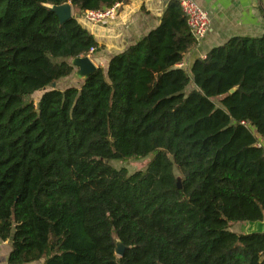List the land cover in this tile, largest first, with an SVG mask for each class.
<instances>
[{
    "label": "trees",
    "instance_id": "1",
    "mask_svg": "<svg viewBox=\"0 0 264 264\" xmlns=\"http://www.w3.org/2000/svg\"><path fill=\"white\" fill-rule=\"evenodd\" d=\"M66 2L81 17L61 23L49 8ZM117 2L129 0H0L9 264H264V233L231 230L264 220V34L234 37L187 71L199 42L171 0L107 68L51 87L100 50L82 15ZM146 157L133 173L111 163Z\"/></svg>",
    "mask_w": 264,
    "mask_h": 264
},
{
    "label": "crops",
    "instance_id": "2",
    "mask_svg": "<svg viewBox=\"0 0 264 264\" xmlns=\"http://www.w3.org/2000/svg\"><path fill=\"white\" fill-rule=\"evenodd\" d=\"M171 0H129L123 3L117 15L105 23L87 21L84 16L81 23L97 39L100 50L93 55V60L100 67L107 68L111 58L137 43L162 22L163 15ZM211 16V28L208 35L194 47L179 65L190 71L197 58L205 57L214 47L223 45L234 37H260L264 34V0H197ZM76 68L71 76L61 79V89L70 86L80 87L84 80L75 77ZM74 82V84H68ZM77 82V83H76ZM244 223V222H242ZM234 226V225H233ZM232 226V227H233ZM254 228V223H247L246 233ZM12 251L11 239L0 238V264H9ZM37 261L29 264H42Z\"/></svg>",
    "mask_w": 264,
    "mask_h": 264
},
{
    "label": "built area",
    "instance_id": "3",
    "mask_svg": "<svg viewBox=\"0 0 264 264\" xmlns=\"http://www.w3.org/2000/svg\"><path fill=\"white\" fill-rule=\"evenodd\" d=\"M185 16L187 17L188 25L190 26L192 33L201 42L209 33L211 28V16L210 13L204 9L197 0H178ZM120 2L115 3L113 6L105 9L91 10L84 14V18L92 23L102 24L108 19L115 17L121 8ZM95 53V49L90 50L88 56L91 57ZM257 146L264 148V139H260L257 142Z\"/></svg>",
    "mask_w": 264,
    "mask_h": 264
},
{
    "label": "water",
    "instance_id": "4",
    "mask_svg": "<svg viewBox=\"0 0 264 264\" xmlns=\"http://www.w3.org/2000/svg\"><path fill=\"white\" fill-rule=\"evenodd\" d=\"M51 11L55 12L61 23L66 22L73 16H77L78 18L81 17L80 13H75L73 5L70 2H66L60 5H53L49 8ZM99 60H93L90 56H82V57H77L73 58L71 60L72 65L76 68L75 72V77L81 80L87 79L92 73H94L99 66L97 65L96 62ZM57 86V82H53L51 84V87L55 88ZM236 91V88H233L231 90V93H234ZM260 134H258L259 136ZM108 162V160H106ZM179 186L180 183H179ZM247 223H252V222H247ZM253 224V223H252ZM254 233V232H260L264 233V220L255 222L254 223V228L246 233ZM126 249V246L121 242L120 239L116 238V254L122 256L124 254V251Z\"/></svg>",
    "mask_w": 264,
    "mask_h": 264
},
{
    "label": "rangeland",
    "instance_id": "5",
    "mask_svg": "<svg viewBox=\"0 0 264 264\" xmlns=\"http://www.w3.org/2000/svg\"><path fill=\"white\" fill-rule=\"evenodd\" d=\"M74 12L77 13L78 11L76 9H74ZM68 84H74V82H71ZM57 86L62 87L63 85L57 83ZM43 93H44V91L35 92L33 95L28 97V100H31V101H34L35 103H37L40 100ZM151 158L152 157H146V158H141V159H131V160H127V161L113 160V161H111V163L116 168L126 167L130 173H133V172L138 171V170H145L147 168V165L150 162ZM246 225H247V222L238 223V224L236 223V224H234L233 227H231V230H233V231L241 230L240 226L242 227V230H245L244 227ZM251 229H252V227H251Z\"/></svg>",
    "mask_w": 264,
    "mask_h": 264
}]
</instances>
